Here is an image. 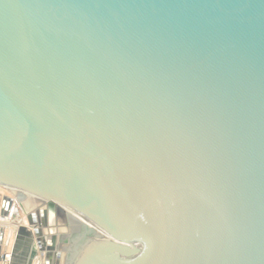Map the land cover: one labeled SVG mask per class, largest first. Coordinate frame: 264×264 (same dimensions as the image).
<instances>
[{"label": "water", "instance_id": "obj_1", "mask_svg": "<svg viewBox=\"0 0 264 264\" xmlns=\"http://www.w3.org/2000/svg\"><path fill=\"white\" fill-rule=\"evenodd\" d=\"M0 187V264H264V0H0Z\"/></svg>", "mask_w": 264, "mask_h": 264}, {"label": "flooded vegetation", "instance_id": "obj_2", "mask_svg": "<svg viewBox=\"0 0 264 264\" xmlns=\"http://www.w3.org/2000/svg\"><path fill=\"white\" fill-rule=\"evenodd\" d=\"M35 217H36V220L38 222H40V224L43 228L48 227V228L54 229L56 227L57 223L59 224V223H62L64 221L62 219L63 214H61L55 206H51L49 208H44L43 213H42V209L39 210ZM52 239H53V244H57V239L55 237L53 238V236H52ZM38 249H39V246L36 242L35 246L33 247V253H32L33 254V260L37 255Z\"/></svg>", "mask_w": 264, "mask_h": 264}, {"label": "rangeland", "instance_id": "obj_3", "mask_svg": "<svg viewBox=\"0 0 264 264\" xmlns=\"http://www.w3.org/2000/svg\"><path fill=\"white\" fill-rule=\"evenodd\" d=\"M4 195H9L10 197H13L15 199V203L18 207V212L13 215L10 222L12 224H17L18 222L27 221V217H26L27 213H26L25 209L23 208L22 204L20 203V201L17 200V198L15 197V195L11 191H9L8 189H6L4 187H0V200L3 198ZM11 223H9V224H11ZM10 232H12V230H10ZM33 262H34V264L44 263V258H42L41 251L39 249L37 250V255L34 258Z\"/></svg>", "mask_w": 264, "mask_h": 264}, {"label": "crops", "instance_id": "obj_4", "mask_svg": "<svg viewBox=\"0 0 264 264\" xmlns=\"http://www.w3.org/2000/svg\"><path fill=\"white\" fill-rule=\"evenodd\" d=\"M14 210H12V213H13ZM5 223V222H4ZM12 234H10V231L9 229H6V235H5V239H4V242L8 239L9 236H11ZM5 244V243H4ZM4 248V246H3ZM2 264H5V263H2ZM8 264V263H6Z\"/></svg>", "mask_w": 264, "mask_h": 264}, {"label": "bare ground", "instance_id": "obj_5", "mask_svg": "<svg viewBox=\"0 0 264 264\" xmlns=\"http://www.w3.org/2000/svg\"><path fill=\"white\" fill-rule=\"evenodd\" d=\"M15 213V209H14V211H13V214Z\"/></svg>", "mask_w": 264, "mask_h": 264}]
</instances>
